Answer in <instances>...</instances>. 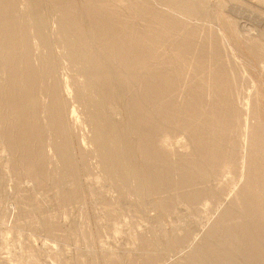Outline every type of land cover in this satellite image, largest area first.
I'll return each instance as SVG.
<instances>
[{
	"label": "rangeland",
	"instance_id": "rangeland-1",
	"mask_svg": "<svg viewBox=\"0 0 264 264\" xmlns=\"http://www.w3.org/2000/svg\"><path fill=\"white\" fill-rule=\"evenodd\" d=\"M35 1H37L41 7L38 11L39 13H37L39 16L41 15V21L45 22H42L44 24L42 28V37L48 40V43L46 45L47 47L38 49L37 52L35 49H31L30 51H33L30 52L32 55L29 54V57H31L30 61L34 63L38 62L39 60L37 59H39L38 57L42 53L47 54L46 56L50 55L49 57L52 60V68L49 74L50 76L44 75V77L46 78L47 76L46 79L48 81L50 80V82L53 79L52 82L54 83L50 86H52L55 91L58 89L57 91L60 93V95H58L59 93L57 92V96L59 99H64L65 93L64 90L58 86L59 81L63 78H66L69 79L74 86L82 81V77H78V65H72L66 59H64V57L61 58L58 55L59 48L57 47V40L59 39L60 35L56 32L58 29L55 30L56 25L53 23L54 19L56 20V18H58V12L56 11V8H53L54 5L49 0ZM98 1V3L102 4L103 7L106 6V9L110 8L115 12H120L123 14V18L120 21L113 18H107L102 22L103 24L112 23L116 27V24L118 23V25H120L126 21H132L135 28L140 30L143 27L145 21V25L148 28L149 25L146 24L148 20L146 19L156 12L157 9H159L157 12H161L162 14H176L175 16H177L178 20L187 24V28L195 27L194 36L191 42V49L193 50H190L187 54H183V56H179L175 51H173V49H171L170 42L161 41V43L159 42L157 46L154 47L155 49L152 48V51L150 52L152 55L149 53L145 58H143L142 61H138L140 68L138 67L139 65L136 60L135 62L134 60L124 61V65L120 60V58L122 59L121 53L120 56H118L119 58L117 57V54H114V56L109 55L104 57L103 53L96 48L97 43L94 44V41L93 43L91 42L90 48L88 49H92L94 53L100 57L103 56L102 60H104L106 64L117 66V63L119 65L122 63L123 65L121 64V66H123V68H119L124 71H137L138 69L140 70L142 68L145 70L146 68L149 69L151 67L153 68L150 69L151 71H160L159 73L171 69L176 71L178 77L176 81L178 83L176 82L177 86H175L174 89L176 91L172 90L171 92V94H173V98L175 97L174 101H177L176 99H178L177 104L181 103V101H184L185 88H183V86L189 84V91L192 90L191 86L193 88V90L189 93L192 92L191 94H193L195 90L197 92H195L194 96H192L193 101H191V98L189 97L190 94H188L187 97L191 102L196 101L202 94V97H199L198 99V104L196 103L197 105H200V102H202L200 105L201 107L197 108L200 114L204 109L206 111V108L208 106L210 107V105H212L214 102L213 96L215 95L216 89L212 87V85L210 86L211 75L214 73L216 68L220 69V66H226L229 64L227 71L232 69L231 71L233 72L229 71L230 74H234L235 72V75L231 76V81H233L232 83L230 82L229 88L233 84L234 89L231 87V93L238 96L234 99L235 102L233 101L236 107L234 105L233 107L235 109H240L241 107L243 110H241V116H248H242L241 119L237 118L236 120L233 117L230 118L228 115L227 117H229V121H231V123L229 122L230 124L228 123L227 125L228 128L222 127V125L225 126L224 124L219 125L220 127L218 125H214V127L218 126L216 127L217 129H215L217 131L214 133L209 129V134L213 135L218 133L224 135V137L226 134L223 142H225L224 144L226 147H230L229 144L231 139L233 141L234 138L238 140V135L241 136V127H244L243 125L249 128H255V125L257 124V127H260L259 130H264V125H262L264 124V0H243V2L242 0H202L203 3L202 1H198L190 14L175 11L168 4V6L162 2V4H160L159 1L156 0H150V3L147 2L148 0H145L148 3V7L142 11V13L144 12L143 16L141 12L140 14H137L141 15V17L139 16L140 18H138L137 15L135 16L132 14L127 9L125 5H127L129 2L126 3L125 0L124 2H122L123 0L121 2L120 0ZM100 1L102 3H100ZM237 1L238 4H235ZM226 2L227 4H225ZM83 5L84 4L82 0H74L73 4L69 6L70 9L72 8L75 10V12L81 14L82 26L80 29L82 28L81 31H86L87 23L93 21H90L88 18L86 20V16L83 15L85 13H82V8L84 7ZM109 5L110 7L108 8L107 6ZM14 6L21 11V15L15 19V22L18 23V21L24 18L25 10L22 0H14ZM67 6L68 5L63 6V8L66 9ZM149 6H152L151 9ZM146 11L147 14L145 13ZM96 22L101 24L100 21ZM30 25L31 24H28L29 27H27L30 29L33 28ZM115 27L113 31H117ZM144 29H146V27L142 28V30ZM29 31L28 32L30 35L33 34L32 29ZM66 31L69 32H67L65 34L66 36L64 37L69 39L77 38L76 36L69 34L70 29L68 30L67 28ZM214 35H218V37H215L217 39L219 38L218 41L220 42H218V45L220 51L223 50L219 52V55H216L213 60L217 66L216 68L215 66H212L213 62H210L211 59H209L208 56L211 52L208 45L211 43L210 39L215 38ZM30 37L32 42L36 41L35 39L33 40L32 35ZM174 39L178 40V36L176 35ZM201 42L205 47L199 50L200 48L197 49V46H199ZM138 46L139 47H135V49L133 48L135 53L133 54L135 56H137L142 51L141 48H143H140L139 44ZM136 48L138 49L136 50ZM196 49L199 50L197 53ZM200 51H202L201 55L198 54ZM108 57H110V59ZM199 57L201 60L203 59L204 62L206 61L205 63H208L209 61L208 65L203 62L205 66H203V68L199 66V63L196 60L199 59ZM178 59H184L183 61L186 63L183 64L181 60L179 62ZM153 60H157L158 62ZM130 62L132 63L130 64ZM133 63L135 64L133 65ZM147 63L151 64L148 65ZM196 63L198 64L196 65ZM127 64L131 66L128 67ZM173 65L175 68H172ZM237 73L238 79H235L237 78ZM71 76L73 79L70 78ZM186 77L188 79L191 78L193 81L191 79V81H189ZM232 77L234 79H232ZM55 83H57V85H55ZM136 83L137 82L134 83L135 85H132L133 87L136 86L137 89L139 84ZM195 83L197 86L194 85ZM102 84V82H98L95 89L100 90L102 88ZM131 86H128L129 89L134 91L133 87ZM128 87L126 86V88ZM128 93L130 92H127L126 89L125 95L127 94L128 96V98H126L127 96H124V99L126 100L129 99ZM39 95V93H35L36 99L40 100L37 101L39 103L41 102L36 113V118H38L40 121L44 118V112H42L41 106L44 104L43 101L46 102L48 97L45 100V96L47 95ZM210 96L212 98H210ZM72 99L69 102L70 107L68 106V109L73 107L75 113V117H73L74 119L72 118V115L70 116V113H67L68 111H65L64 113V121L65 124H67L68 139H66L68 141V151H70L71 154L70 164H67L65 160H62L59 157L57 160L55 156H51L52 152L47 149L48 143L51 140V137L48 136L49 132L45 133V135L47 134L46 136L43 135V132H41L42 145L45 144L43 149L44 154L42 155L43 159H39L41 168H37L38 171L35 172V176H30L32 179L29 177V174H26L24 171H22L23 167L25 166L21 162L19 155L22 156H20L21 158H23L25 155H22L20 151L17 152V148H12L13 151L15 150V153L11 149H8V151L3 150V152L0 150V264H203L201 261L197 259L195 260L193 257V250H195L197 247H199V249L206 248V246L209 244L208 231L215 223L218 224L217 227L220 229V223L215 219L221 212V208L224 209L226 206L225 202L226 204L232 205L230 208L227 207L228 209L224 210L225 212L229 211L235 206L232 199L234 197H232V192H236L233 190L237 185L239 188L241 185V182L239 181L242 180V176H239L241 173L238 174L241 171V159L239 160L240 163L238 159L240 157L239 155H241V157L242 155H245L243 152L245 153L246 150V144L242 142V136L240 141L241 145L237 143L235 148L230 147L231 149H235H233V152L236 151L234 155L237 154V160L234 159L235 161L233 160L234 162L232 163L234 166L230 164L233 166L231 167L232 169H230L231 172L227 171L228 168L226 169L224 164L221 165V168L219 167L220 169L217 166L218 170L215 169L216 167H214L216 171L213 168L212 169L214 171H207V175L210 174L208 179L201 181L203 179L198 178L197 181L193 180L196 183H193V181L191 182V184H195L194 188L191 189V193H193L194 197L193 199H190V201H185L180 198L171 197L170 195L171 184L175 186H173L174 188H176V185L179 183L178 181H175V179L171 181L169 186L170 188L167 186V184H169L168 182L166 186H159V184L155 182L159 188L162 187L161 189L157 188V186H155L156 184H153V181L150 179L134 181L132 177H129L127 179L128 184L126 186L116 184L114 181H112L113 179L109 178L108 174H106L104 170L98 166V154L96 155L97 152H94L92 146L86 143V140L89 142V138L93 133V126H91V124L88 122L90 121L88 119H91V110H88L84 107L83 100L75 102V99ZM127 101L129 102V100ZM243 101L246 103V105H248L246 106ZM121 102L122 101H120V97L118 95L114 96V101H112L111 106H107V109L111 107L109 111H115V113H109V115L114 114L113 118L117 120L120 127L127 129V126H130V120L132 119V115L130 116V111H132L131 114H133V110H130L132 108L129 106H124L126 101L125 103L123 102L124 104ZM207 103L208 105L206 107ZM243 105L246 106V111L248 114L246 111H244L245 106ZM248 107L250 108L249 111ZM201 108H203L202 111H200ZM143 112L145 111L143 110ZM143 112L141 111L142 114ZM202 116H204V114ZM238 120L240 126L238 124ZM207 124L211 126L209 121H207ZM248 124L250 126H248ZM206 128L210 127L206 126ZM133 131L134 132H130L127 137L134 147H136L135 144L140 131ZM169 132L172 136V141L170 142L168 148L173 154L170 153L171 151H165L167 155L166 156L163 151L164 155L163 153L160 155L168 157L167 162L169 161V164L171 162L170 167L168 166L171 168L169 169L170 172L168 173V171H166L168 175L171 173L170 177L167 175L171 179L172 173H174V176L177 175V171L173 169L175 164L181 160H184L186 157L188 158V154L192 151L186 150L187 147H184V139L182 140L183 135L179 129L174 130L172 128L169 130ZM188 135L189 134H187V136ZM105 136H109V132H106ZM188 137H190V135ZM226 142H229V144L227 143L228 146ZM242 144H244V148ZM230 148L227 149L230 150ZM256 148L257 147H255L254 151L258 149ZM259 149L257 152H254V154L259 155V153H261V150ZM241 150H243V152H241ZM134 152L135 156H132L133 159L130 162V165H136L139 170L141 169L140 171L143 170V174L145 173V169H147L149 164H152L151 166H155L154 170L161 167L160 164L162 163L159 162L160 164L158 165V160L157 165L156 162L151 161L152 163L150 162L147 166H145L141 156L138 155V152ZM16 157L19 161H17ZM199 157L201 158V156ZM199 157L194 156L193 154L190 155V158H196V161L194 160V163L184 167L185 172L189 171L187 174L194 172L193 169L195 170V167L200 164ZM15 162L20 163L16 164ZM235 162L240 165L238 166ZM153 163H155V165ZM171 165H174V167H171ZM237 167L240 168V170L238 169L239 171L237 170ZM148 168L152 170L153 167L148 166ZM185 168L188 170H185ZM204 168H206V166ZM206 169L208 170V168ZM262 170L261 172H258L260 174L264 173V169ZM70 171L72 172L70 173ZM174 171H176V173ZM184 171L183 173L186 175ZM236 171H238V176L236 173H234ZM148 172L151 173V171H147V173ZM183 173H181V176ZM23 174L25 175L23 176ZM27 175L28 177H26ZM239 177L241 178L238 179ZM34 178L35 180H33ZM235 179L237 180V183ZM191 184L190 186L192 187L193 185ZM138 186H140V188L142 186L143 194L138 193ZM190 186H188V188ZM230 186L234 188H229ZM163 187H166L165 190ZM173 187L171 188L172 191L174 189ZM169 190L170 192H168ZM183 190L184 189H181V191ZM61 192L68 194V197L64 201H60L59 199L61 197ZM210 192H213L214 194L211 193L212 196L209 197L208 194H210ZM218 196H220V198ZM163 202H167L166 204L170 206L167 207L165 204L164 208V205L162 204ZM219 242L220 241L217 242V240H212V245L218 248L220 245Z\"/></svg>",
	"mask_w": 264,
	"mask_h": 264
},
{
	"label": "bare ground",
	"instance_id": "bare-ground-1",
	"mask_svg": "<svg viewBox=\"0 0 264 264\" xmlns=\"http://www.w3.org/2000/svg\"><path fill=\"white\" fill-rule=\"evenodd\" d=\"M49 1L54 5L53 8H56V11L58 12L57 14L58 18L55 17L56 20L54 19L53 22L56 25L55 30L58 29L56 32L60 35L59 39L57 40L58 41L57 47L59 48L58 55L61 58L64 57V59H66L72 65L75 64L76 66L78 65L77 66L78 75H79L78 77H82V81H80L81 84L76 83L77 85L73 86L72 82H70L69 79L66 78L61 79L59 81L58 86H60L64 90L65 97L64 99L63 98L59 99L57 96L58 89L55 91V89L52 88V86H50L53 85L54 83L52 82L53 77L51 78L52 79L51 82L50 80L48 81L46 79L47 76L50 74L52 68V60L49 57L50 55L46 56L47 54L42 53L41 55H39L38 57L39 59H37L39 61L36 63L30 61L31 57H29V54H31L30 52H32L34 49L37 52L38 49L47 47L46 45L48 43V40L42 37L43 36L42 28L44 25L42 22L44 21H41L42 20V18L40 17L41 15L40 16L38 15L39 13L38 11L41 8L40 5L35 0H22L25 10L24 18L18 21V23H16L15 19L21 15V11L20 9L15 8L14 0H0V150L2 152L3 150L8 151V149H11L13 151L12 148L14 149L17 148L18 149V151L16 150L17 152L20 151L22 155H25L23 158H21L22 156L19 155L21 162L25 166L23 167L22 171H24V173L26 174H29V177L30 176L33 177V175L35 176V172L38 171L37 168L41 166V164L39 163L40 162L39 159L41 158L43 159L42 155L44 154L43 149L45 147V144L42 145L41 132L44 133L43 135H45L46 132H49L48 136L51 137V140L48 143L49 148L47 146V149L52 152L51 156L53 157L55 156L57 160L59 157L60 159L65 160L67 164H70L71 154L70 151H68V145H67L68 136H67V126H66L67 124H65L64 121V113L65 111H68L67 113H70V116L72 115V118L75 117L73 107H71L72 109L71 108L68 109L70 107L69 102L72 98L75 99L74 100L75 102L83 100L84 107L88 110H91V119H88L90 120L88 122L89 124H91V126H93L92 127L93 133L89 138V142L85 139L86 143L92 146L94 152L95 151L97 152L96 155L98 154L97 156L98 166L101 167L106 174H108L109 178L113 179L112 181H114L116 184L126 186L128 184L127 179L129 177H132L134 181H142V180L150 179L153 181V184L156 182L159 184V186L160 185L166 186L168 182L169 184H167V186L169 187L171 181L175 179V181H178L179 183L176 185V188H174L175 186L171 184L170 186L171 188L174 186L173 191L169 187L171 192L170 190L168 192H170L171 197L180 198L185 201H190V199H193L194 197L193 193H191V189L194 188L195 185V184H191L193 180L197 181L198 178H200L203 179L201 181H204V179H208V176L210 174L207 175L208 174L207 171L209 170L214 171L215 169H217V166L218 168L219 167L221 168L222 167L221 165L223 164L224 167H226V169L227 168L229 169V170L227 169L228 172L230 171V169H232L231 167L234 166L232 163L235 160H237L236 159L237 154L234 155L236 151L233 152V149L235 148L237 143L239 144L241 143L240 141L242 136V142L246 144V150L245 153L243 152V150H241V152L245 154L244 156L242 155L241 157V155H239L241 158L238 156L239 157L238 161L241 159L240 160L241 165L239 164L241 171L238 173V174L241 173V175L239 176H242V178L241 177L238 178V179L240 178L242 179L241 181H239L241 182V185L239 184L240 186L238 188L237 187L238 185L236 186L235 184H233L236 186L235 187L236 190L234 189L233 191L236 192H232L231 190L232 197L234 196L232 199L234 201L235 206L234 208L225 212L224 210L232 206L230 204H226L225 202L226 206L224 205L225 206L224 209L221 208V212L215 219L217 222L220 223V229L217 227L218 226L217 223H215L211 227V229L208 231L209 244L207 246L205 245L206 246L205 249H199V247H197L195 250H193V257L195 258V260L197 259L201 261L203 264H264V173L260 174L258 172V171L261 172V170L264 169V132H262L264 130L263 129L259 130L260 127H257V124L255 125L257 128L256 127L249 128L243 125L244 127H241L242 134L241 136L238 135L237 137L238 140H236V138H234V141L231 139V142L229 141L231 145L229 144V142H226V144L228 143L231 148L234 147L233 149H231L230 147H226V145L224 144L225 142H223L224 138L226 137V134L225 137L224 135L218 133L210 135L208 131L210 129L215 133L217 131L215 130L217 129L216 127L222 124L225 125V126L222 125V127L228 128L227 125L229 122L231 123V121H229L231 117L237 120V118L241 119V117L243 116V115L241 116L243 111L241 107L240 109H235L233 107V105L235 104L233 103V101L235 98L238 97L236 94L231 93L230 89L231 87H233V84L229 88L230 82L232 83L233 81V80L231 81V76L235 75V72L234 74L232 73L230 74L229 71L232 70L231 68H228L231 70L227 71V67L229 64L227 65L225 64L226 66L222 65L220 66L219 69L216 68L217 66L213 62L215 56L219 55V52L223 51V50L220 51L219 49L218 42L220 41H218L219 38L218 39L216 38L218 37V35L217 36L214 35V37L215 36L216 37L213 39H210L211 38L210 36L209 39L211 43L210 45H208L211 51L210 54L208 55L209 59H211L210 62H213L212 66L213 67L215 66L216 68V70L214 71V73L211 75L210 78L211 84L210 82L209 84L210 86L212 85V87L216 89V92L215 95L213 96L214 97L213 104L210 105V107L209 106L207 107L209 103L208 101V103L206 104V107L208 109L206 108V111L205 109L203 110L202 113L204 114V116H202L203 114L201 113L202 114L201 115L199 110L197 109L201 107L200 105L202 104V102H200V105L197 104H198V99L199 97H202L201 96L202 94L200 96L196 94L197 96H199L198 99L196 100L194 97V99L196 100L194 101L195 103L191 102L193 101L192 96H194L196 90L193 94H191L192 92L189 93L190 91L193 90L191 86L192 90L189 91L190 89L188 86L189 82L186 83L188 85L183 86V88H185L184 101L183 102L181 101V103L178 104H177L178 99H176L177 101H174L175 97L173 98V94H171V92L172 90L175 89V86H177L176 84L178 83L176 81V79L178 78L176 71L171 69L159 73L160 71L158 72H155L154 70L151 71L150 69L152 67L149 69L146 68L147 70L146 69L144 70L142 68L140 70L138 69L137 71L136 70L132 71L131 69H130L131 71H126V70L124 71L121 70L123 68V66H121L122 63L120 65L117 63V66L115 65L113 66L106 64L105 61L102 60L103 56L104 57L109 55L114 56V54H117L118 57L120 56L121 53L122 59L120 58V60L123 62V64L124 61H131V60H134V62L136 60L138 63V61H142L143 58H145L152 51V48L155 49L154 47L157 46L159 42L161 43V41L170 42L171 49H173V51H175L179 56L180 55L183 56V54H187L190 50H193L191 49V42L194 36L195 27L187 28V24L185 22L183 23L180 20H178L177 16H175L176 14H166L163 11L162 12L164 14H162L161 12H157L159 9L156 8L157 11L154 13L151 11L153 14L146 19L148 20L147 21L148 23L146 22V24L149 25L148 28L145 25V21L143 27L141 26L142 28L146 27V29L144 30H142V28L140 30H138V28H135L134 23L132 21L131 22L126 21L124 23L121 22L122 24L120 25H118L119 24L118 23L116 24V27L118 26L119 27L116 28L114 24H112L111 22H110L111 24H109L108 22H107L108 24H103L102 22L107 18L110 19L113 18L120 21L123 18V14H121L120 12L113 11V9H110L109 8L110 5L107 6L109 9H106V6L103 7L102 4L98 3L99 2L98 0H82L84 4L83 5L84 7L82 8L83 9L82 13H85L83 15L86 16V20L88 18L90 21H93L87 23L86 25L87 29L85 28L87 31L86 32V31H81L82 28L80 29V27L82 26L81 14L75 12V10L72 8L70 9L69 5H72L74 0H49ZM121 1L122 0H120V2ZM125 1L126 3L129 2L127 5H125L127 9L135 16L137 14H140V12L143 16L144 12L142 13V11H144L148 7V3H150V0L147 1L148 3L145 0H135V1L125 0ZM156 1H159L160 4L162 3H164L165 5L168 4L175 11L184 12L185 14H190L194 6L197 4V2L198 1L201 2L202 0H156ZM122 2H124V0ZM100 3L102 2L100 1ZM225 4H227V2ZM235 4H238V1L235 2ZM66 5H68L69 7L67 6V8L64 9L63 6ZM149 7L151 9L152 6ZM145 13L147 14V11ZM139 16L141 17V15H137L138 18H140ZM96 21H100L101 24ZM28 24H31L30 26L33 27L31 28L33 30L32 32L33 34L31 35L33 37V40L35 39L36 41L32 42V40L30 39L31 35L29 34L30 32L29 30L31 29L28 28L29 27ZM114 27L115 29H117V31H113ZM67 28L68 30L70 29L69 34L76 36L77 37L76 39H69L67 37H64L66 36L65 34L69 32L66 31ZM176 35L178 36V40L174 39ZM93 41L94 44L97 43L96 48L103 53L102 57L95 54L92 49H88L90 48V44L91 42L93 43ZM202 42L205 43L204 41ZM202 42L199 44V46H197V49L200 48L199 50H201L203 47H205ZM138 44L140 45V48L141 47L143 48H141L142 51L140 53L136 52L139 54L135 56L134 49L135 47H139ZM31 49L33 50L30 51ZM137 49L138 48H136V50ZM197 49H196V53L197 51H199ZM201 52L202 51L198 52V54L201 55ZM108 58L110 59V57ZM183 60L184 59H182L181 62L183 64L186 63ZM196 60L199 63V66H201L202 68L203 66H205L204 63L206 61L204 62L203 59L202 61L200 57L199 59ZM132 62H130V64ZM178 63L176 64L179 65L180 63L179 64ZM198 63H196V65ZM208 63L205 64L208 65ZM134 64L135 63H133V65ZM138 65H139L138 67L140 68L139 63ZM129 66L131 65H128V67ZM119 67H121V69ZM172 68H175V66L173 65ZM44 75H47L46 78L44 77ZM236 77L237 78L235 79H238V73ZM70 78H72V76ZM190 79L188 80L191 81L192 79L191 80ZM232 79L234 78L232 77ZM133 81L134 83L137 82L139 84V87H137V89L136 86H134L135 88L133 87V85H135ZM98 82L103 83L102 88L100 90L95 89ZM196 83L194 85H196ZM55 85H57V83H55ZM126 86L133 87L134 91L132 89H129V87L126 88ZM126 89L127 92H130L128 93L129 99H127L129 100V102L126 99H124L125 98L124 96H127V94L125 95ZM35 93H39L41 96L47 95L45 96L46 97L45 100L48 97L46 102L43 101L44 104L42 103L43 105L41 107H42V112H44V118L40 121L38 120V118H36L37 117L36 113L38 108L40 107L39 105L41 102L39 103L37 101L39 99H36ZM188 94L191 95V96L189 95L191 101L187 97ZM58 95H60V93ZM117 95L120 97V101H122L121 103L123 102L125 103L126 101V104L124 106L126 107L129 106L132 108L130 110H133V114H131L132 111L128 109L131 112L130 116L132 115L131 116L132 119L130 120L131 121L129 124L130 126H127V129L120 127L117 120L113 118L114 114L109 115V113H115V111L110 112L109 109H111V107L107 109L108 108L107 106H111L112 101H114V96ZM121 98L125 101H123ZM126 98H128V96ZM210 98L212 97L210 96ZM246 106L244 111L247 110ZM202 109L203 108H201L200 111H202ZM249 109L250 108L248 107V111ZM143 110L146 113L143 112ZM141 111L143 112V114L141 113ZM228 115L230 116V118L227 117ZM207 121H209V124L211 126L207 124ZM238 124H239V120H238ZM205 125L210 128H206ZM214 125H218V126L214 127ZM248 126L250 125L248 124ZM172 128L174 130L179 129L181 131L183 135L182 140L184 139L183 145L184 147L185 146L187 147V149L186 148L185 149L192 151L189 154L190 155L193 154L194 156L197 157L201 156V158L199 157L200 164L195 167V170L193 169L194 172H192L191 174H187L189 171L188 172L184 171V167L186 165H189L196 161L195 160L196 158L195 159L190 158L189 154H188V158L186 157L184 158V160L177 162V164H175V167L174 165H171V167L173 166L174 167L173 169L177 171V173L176 171H174L177 175L174 176L173 175L174 173H172V176L174 177L171 176L170 179L169 177L171 173L168 175L166 171H168V173L170 172L169 169L171 168L169 167L171 162L169 164L168 163L169 161L167 162L168 157L161 156L160 154L163 153V151L164 153L165 151L166 152L171 151L168 148V146L172 141V136L169 132V130ZM133 130L140 131L135 144L136 147H134V145L127 137V135L130 134V132H134ZM106 132H109V136H105ZM187 134H189L190 137H188L189 135L187 136ZM81 145L84 146L83 144ZM243 145L244 144H242V146ZM255 147H257L258 149L261 148L259 149L261 150L260 151L261 153H259V155L254 154V152H257L258 150L256 148L257 150L254 151ZM227 148L228 149L230 148V150H228ZM133 150L138 152V155L141 156L145 166H147L151 161L156 162L157 165V160H158V165L160 164L159 162L162 163L160 164L161 167L158 166L159 168L158 169L156 168V170H154L155 166H151L152 164L151 165L149 164L148 165L149 167H153L152 170L147 166V169L144 168L145 173L143 174L142 172L143 170L140 171L141 169L139 170V168L136 165H130V162L135 156L134 155L135 152ZM170 153H172V151ZM17 161H19L18 158ZM153 164L155 165V163ZM230 164H232L233 166H231ZM205 166L206 168H208V170L204 168ZM214 167L216 168L214 169ZM240 168L237 167V170L238 169L240 170ZM146 170L151 171V173L150 172L147 173ZM185 170L188 169L185 168ZM183 171L185 172L186 175H184ZM238 171L234 173H236L237 175ZM71 172L72 171H70V173ZM181 173H183L182 176ZM24 175L25 174H23V176ZM26 177H28V175ZM168 178L170 179V182ZM33 180H35V178ZM193 183L196 182L193 181ZM190 184L193 186L191 187ZM155 186L159 188L157 184ZM188 186H190L191 188L190 187L188 188ZM163 188L165 190L166 187ZM229 188L232 187L230 186ZM181 189L184 190L181 191ZM142 191H143L142 186L141 188L140 186H138V193L143 194ZM211 193L214 194L213 192H210V194H208L209 197L212 196ZM60 195H59L60 201H64L68 197V194L65 192L64 193L61 192ZM218 197L220 198V196ZM212 198H216V197H212ZM166 203L165 202L162 203L164 205L163 206L164 208ZM166 206L168 207L170 205L166 204ZM212 240L215 241L217 240V242L220 241L219 242L220 245L218 246V248L212 245Z\"/></svg>",
	"mask_w": 264,
	"mask_h": 264
}]
</instances>
